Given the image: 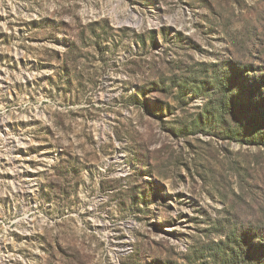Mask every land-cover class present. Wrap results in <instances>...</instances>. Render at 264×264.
I'll return each mask as SVG.
<instances>
[{
    "label": "rangeland",
    "instance_id": "obj_1",
    "mask_svg": "<svg viewBox=\"0 0 264 264\" xmlns=\"http://www.w3.org/2000/svg\"><path fill=\"white\" fill-rule=\"evenodd\" d=\"M235 67L264 112V0H0V264H264Z\"/></svg>",
    "mask_w": 264,
    "mask_h": 264
},
{
    "label": "trees",
    "instance_id": "obj_2",
    "mask_svg": "<svg viewBox=\"0 0 264 264\" xmlns=\"http://www.w3.org/2000/svg\"><path fill=\"white\" fill-rule=\"evenodd\" d=\"M229 67L232 68L233 66L230 65ZM233 70L234 71H232V75L228 74L230 72H226L224 75L217 77V84L214 85V93L218 99H214L216 101L214 104L219 108H223L228 114H231L242 127L245 126L243 131L244 135L245 133H249V136L252 137L251 140L256 139L259 142L264 143V112L255 111V109L259 108L262 103H259L257 99H250L247 97L242 99L241 96L237 95L239 91L243 90H247L245 91L247 93H253L254 89L250 88L245 82L242 81L239 69L235 67ZM236 89L239 91L236 92ZM221 122H223V119H219V123ZM261 123L262 127L259 125ZM260 128H263V130H260ZM230 240L231 238H228L226 243L230 244ZM221 246L223 247V245ZM224 254H228L229 258L233 261L232 247L228 248L224 246L223 255ZM241 256H244L247 262L250 261V259H247L248 256ZM250 258H254L255 262L257 261V257L255 255L251 256ZM236 259H238V255L236 256L235 260ZM245 259L242 258V264H245ZM235 263L238 264L237 260Z\"/></svg>",
    "mask_w": 264,
    "mask_h": 264
}]
</instances>
